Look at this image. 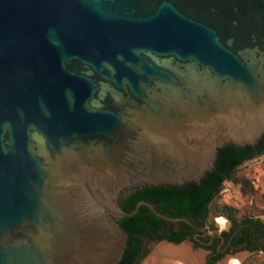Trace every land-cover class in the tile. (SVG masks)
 <instances>
[{"label":"water","instance_id":"1","mask_svg":"<svg viewBox=\"0 0 264 264\" xmlns=\"http://www.w3.org/2000/svg\"><path fill=\"white\" fill-rule=\"evenodd\" d=\"M263 135L264 0H0V264H119L141 205L197 228L120 200Z\"/></svg>","mask_w":264,"mask_h":264},{"label":"trees","instance_id":"2","mask_svg":"<svg viewBox=\"0 0 264 264\" xmlns=\"http://www.w3.org/2000/svg\"><path fill=\"white\" fill-rule=\"evenodd\" d=\"M259 155H264V135L256 146L239 147L235 145H224L218 150L217 160L211 172H208L201 179L200 184L188 183L184 186H147L137 188L127 194L120 201V206L126 212L134 210L138 201L144 200L150 202L161 213L171 217H184L192 222L201 220V224L216 233L217 226L213 220L215 215L224 216L230 220L234 227L244 226L240 231L243 236L238 242L247 241V250L250 252L259 251V245H255L258 239L264 240V224L259 220L246 218L239 223L237 218V209L219 204L217 197L225 181L239 187L241 194L254 195L256 191L250 179L236 172V168L243 162L253 159ZM121 228L127 234V245L119 264H139L147 254V250H142V238L167 239L178 244L181 238L174 235H158L162 227L170 225L172 231L173 223L164 221L154 215L146 206L141 205L138 212L131 216L118 220ZM181 226L187 228L184 222ZM221 259L218 256L211 263L216 264ZM242 264H252L247 259Z\"/></svg>","mask_w":264,"mask_h":264},{"label":"rangeland","instance_id":"3","mask_svg":"<svg viewBox=\"0 0 264 264\" xmlns=\"http://www.w3.org/2000/svg\"><path fill=\"white\" fill-rule=\"evenodd\" d=\"M236 172L251 180L256 193L254 195H243L238 186L225 181L217 197V202L237 209V223L243 219L251 218L253 220H259L264 224V156L255 157L243 162L236 168ZM213 220L217 226V232H227L230 230L232 222L224 216L215 215ZM154 247L155 245H147L148 254L139 264H143L153 252ZM195 251H198V249H195ZM237 254H245L240 264L247 259L251 260L252 264H264V246L263 249L255 252L239 250L234 254H228L218 261L217 264L225 260L227 256H235ZM206 258L207 256L205 254L203 264H206Z\"/></svg>","mask_w":264,"mask_h":264},{"label":"flooded vegetation","instance_id":"4","mask_svg":"<svg viewBox=\"0 0 264 264\" xmlns=\"http://www.w3.org/2000/svg\"><path fill=\"white\" fill-rule=\"evenodd\" d=\"M264 156L259 155L257 157ZM125 197V196H124ZM121 201V200H120ZM184 218V217H182ZM179 221L176 223H173L172 231L170 225H166L165 227H162L161 231L158 232V235L166 234L168 236H176L178 238H181V242H188L191 244L193 250L195 249H202L206 252V263H211L214 258L221 256V259L228 255V254H234L239 250H247L248 244L246 240H243L242 242H238V239L243 236V233L241 234L240 231L244 226L234 227L233 224H231L230 230L227 232H211L207 226L202 225L200 222L201 220L198 219L197 222H192L197 228H194L184 222L187 225V228L181 226V224H178ZM171 223V222H170ZM199 229H205V231L199 230ZM162 242H170L167 239H158L157 236L154 238H142V250H147V245H158ZM255 245H259L261 249H263L264 246V240L258 239L255 243ZM250 252V251H248ZM255 252V251H253ZM148 254V250H147ZM146 254V255H147ZM145 255V256H146Z\"/></svg>","mask_w":264,"mask_h":264},{"label":"bare ground","instance_id":"5","mask_svg":"<svg viewBox=\"0 0 264 264\" xmlns=\"http://www.w3.org/2000/svg\"><path fill=\"white\" fill-rule=\"evenodd\" d=\"M245 254H237L229 257L219 264H240ZM205 253L195 251L188 243L171 245L160 243L156 245L150 256L143 264H203Z\"/></svg>","mask_w":264,"mask_h":264}]
</instances>
